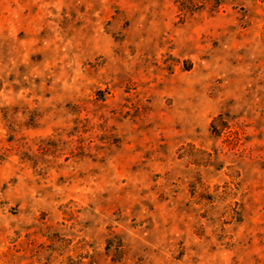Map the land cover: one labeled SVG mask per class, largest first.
<instances>
[{"label": "rangeland", "instance_id": "rangeland-1", "mask_svg": "<svg viewBox=\"0 0 264 264\" xmlns=\"http://www.w3.org/2000/svg\"><path fill=\"white\" fill-rule=\"evenodd\" d=\"M0 264H264V0H0Z\"/></svg>", "mask_w": 264, "mask_h": 264}]
</instances>
